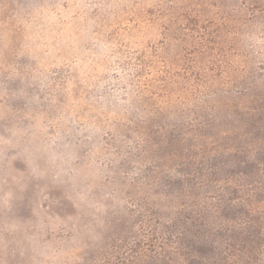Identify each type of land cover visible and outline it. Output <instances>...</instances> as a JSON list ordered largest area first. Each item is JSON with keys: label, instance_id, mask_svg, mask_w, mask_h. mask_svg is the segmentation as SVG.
I'll use <instances>...</instances> for the list:
<instances>
[{"label": "rangeland", "instance_id": "rangeland-1", "mask_svg": "<svg viewBox=\"0 0 264 264\" xmlns=\"http://www.w3.org/2000/svg\"><path fill=\"white\" fill-rule=\"evenodd\" d=\"M249 213L264 0H0V264H222Z\"/></svg>", "mask_w": 264, "mask_h": 264}, {"label": "trees", "instance_id": "trees-1", "mask_svg": "<svg viewBox=\"0 0 264 264\" xmlns=\"http://www.w3.org/2000/svg\"><path fill=\"white\" fill-rule=\"evenodd\" d=\"M227 215L224 212L223 218H226ZM232 219H228L230 222ZM230 235H228L229 240L225 243V247L231 256H228L227 253H219L216 258V254H213V257L210 259L214 261V259H218L222 261V264H253L257 258L255 250L257 247L261 245L264 241V234L261 231V223L257 221L255 217L249 213L247 214V224L244 229H232L228 231ZM214 241L217 239L213 237Z\"/></svg>", "mask_w": 264, "mask_h": 264}]
</instances>
